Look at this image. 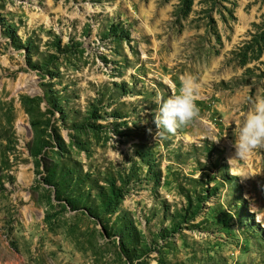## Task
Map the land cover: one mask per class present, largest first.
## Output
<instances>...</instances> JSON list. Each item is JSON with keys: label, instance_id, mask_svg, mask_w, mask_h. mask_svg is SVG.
Masks as SVG:
<instances>
[{"label": "rangeland", "instance_id": "obj_1", "mask_svg": "<svg viewBox=\"0 0 264 264\" xmlns=\"http://www.w3.org/2000/svg\"><path fill=\"white\" fill-rule=\"evenodd\" d=\"M262 96L264 0H0V264H264Z\"/></svg>", "mask_w": 264, "mask_h": 264}, {"label": "clouds", "instance_id": "obj_2", "mask_svg": "<svg viewBox=\"0 0 264 264\" xmlns=\"http://www.w3.org/2000/svg\"><path fill=\"white\" fill-rule=\"evenodd\" d=\"M193 91L192 81L186 79L179 94L158 100L153 122L160 136L186 126L196 115ZM233 146L236 157L240 159L245 158L253 149L264 147V96L257 99L252 110L246 114L238 135L234 136Z\"/></svg>", "mask_w": 264, "mask_h": 264}]
</instances>
